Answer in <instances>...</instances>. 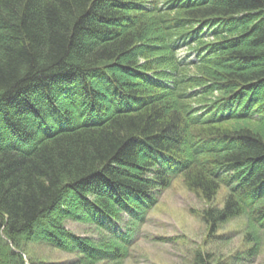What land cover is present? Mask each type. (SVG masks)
Listing matches in <instances>:
<instances>
[{
    "label": "trees",
    "instance_id": "16d2710c",
    "mask_svg": "<svg viewBox=\"0 0 264 264\" xmlns=\"http://www.w3.org/2000/svg\"><path fill=\"white\" fill-rule=\"evenodd\" d=\"M177 176L207 202L224 187L201 218L243 217L259 252L264 0H0V264H26L29 242L122 264L128 235L64 220L139 218Z\"/></svg>",
    "mask_w": 264,
    "mask_h": 264
},
{
    "label": "rangeland",
    "instance_id": "374dc122",
    "mask_svg": "<svg viewBox=\"0 0 264 264\" xmlns=\"http://www.w3.org/2000/svg\"><path fill=\"white\" fill-rule=\"evenodd\" d=\"M188 49L183 46L179 56L193 59L195 52ZM225 193L220 187L213 200L207 202L190 192L177 176L167 188L155 190L157 202L139 218L124 212L117 220L105 221L106 226L66 218L63 226L74 235L98 241L111 239L116 233L128 235L129 254L122 264H192L196 251L212 253L217 264H264V241L254 256L244 254L249 244L243 217L226 221L215 232H210L201 218L203 208L222 206ZM237 253L240 256L234 257ZM24 259L26 264H69L78 255L44 242H29L25 244Z\"/></svg>",
    "mask_w": 264,
    "mask_h": 264
}]
</instances>
